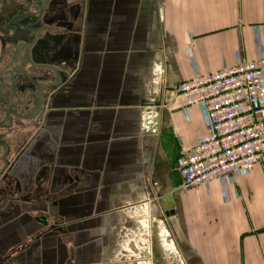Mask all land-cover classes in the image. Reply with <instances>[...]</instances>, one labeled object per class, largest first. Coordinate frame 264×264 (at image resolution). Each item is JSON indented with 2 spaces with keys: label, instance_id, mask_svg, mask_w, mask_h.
<instances>
[{
  "label": "crops",
  "instance_id": "0c3cea01",
  "mask_svg": "<svg viewBox=\"0 0 264 264\" xmlns=\"http://www.w3.org/2000/svg\"><path fill=\"white\" fill-rule=\"evenodd\" d=\"M71 2L58 8L70 31L54 29L76 39L69 73L11 136L0 264H264V156L233 183L183 187L177 161L207 116L175 93L242 62L264 69V0ZM151 95L166 104L155 133L140 125Z\"/></svg>",
  "mask_w": 264,
  "mask_h": 264
},
{
  "label": "built area",
  "instance_id": "2783aa9c",
  "mask_svg": "<svg viewBox=\"0 0 264 264\" xmlns=\"http://www.w3.org/2000/svg\"><path fill=\"white\" fill-rule=\"evenodd\" d=\"M255 61L198 76L177 85L184 106L200 105L207 131L176 165L185 188L219 177L230 183L249 173L264 156V76ZM151 95L141 111V129L156 132L157 103ZM155 184V183H154ZM147 227V224H146Z\"/></svg>",
  "mask_w": 264,
  "mask_h": 264
},
{
  "label": "flooded vegetation",
  "instance_id": "af4514ba",
  "mask_svg": "<svg viewBox=\"0 0 264 264\" xmlns=\"http://www.w3.org/2000/svg\"><path fill=\"white\" fill-rule=\"evenodd\" d=\"M59 3L68 13L72 12L71 0H0V185L9 166L13 131L30 116L37 120L42 107L39 94L44 100L46 92L57 83L55 72L39 67V55L32 59L28 51L40 47L38 36L45 24L52 27L55 36L59 35L55 28L62 26L70 31L71 21L60 18ZM68 54L70 50L65 51L66 58ZM58 58L59 54L52 55L48 65L58 68ZM28 76H33L34 98L27 91L34 87L27 83ZM0 194H6L3 187Z\"/></svg>",
  "mask_w": 264,
  "mask_h": 264
},
{
  "label": "water",
  "instance_id": "95a60500",
  "mask_svg": "<svg viewBox=\"0 0 264 264\" xmlns=\"http://www.w3.org/2000/svg\"><path fill=\"white\" fill-rule=\"evenodd\" d=\"M46 12H49L48 9H46ZM73 34H59L57 36H55L54 34H52V27L49 24H45L42 28V33L41 35L38 36V41L40 43V47H37V51L36 49H34V47H32L28 52L30 57H32V59H35L36 54L39 55L40 61H41V68L47 69V70H52L55 72L56 77H57V83L55 85L60 84V82L62 81V77L66 76L69 72L67 71V68H69L68 66H70V64H67L66 61L71 60V54H68V58H66L65 56V46L68 42H72V44H74L76 42V39L74 38V36H72ZM70 36V37H69ZM73 40V41H72ZM33 42V41H32ZM54 54H59V58H58V68H51L48 64L50 63L49 59H51L52 55ZM74 55L72 56V62L73 64L76 61V53H73ZM31 71H33L31 69ZM32 77L33 76H28L26 78L27 83L32 84L34 87L33 88H28L27 91L29 93V97L30 98H34V91H35V84L32 81ZM39 98L40 100L38 101L39 104L42 105V107L39 109L37 115H39L41 113V111L43 110V104H44V100H41V94H39ZM36 115V116H37ZM33 116H30L29 119H26L27 121L29 120H33L32 119ZM17 125H22V123H18Z\"/></svg>",
  "mask_w": 264,
  "mask_h": 264
},
{
  "label": "bare ground",
  "instance_id": "6f19581e",
  "mask_svg": "<svg viewBox=\"0 0 264 264\" xmlns=\"http://www.w3.org/2000/svg\"><path fill=\"white\" fill-rule=\"evenodd\" d=\"M159 228H160V226H159ZM161 230V229H160ZM176 252V251H175Z\"/></svg>",
  "mask_w": 264,
  "mask_h": 264
}]
</instances>
